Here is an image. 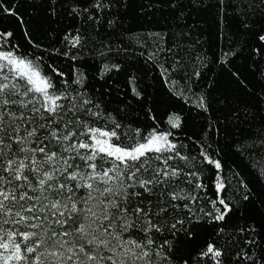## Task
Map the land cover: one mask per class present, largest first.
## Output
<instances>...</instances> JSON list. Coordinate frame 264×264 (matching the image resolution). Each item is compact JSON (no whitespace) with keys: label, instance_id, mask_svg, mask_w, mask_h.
<instances>
[{"label":"trees","instance_id":"obj_1","mask_svg":"<svg viewBox=\"0 0 264 264\" xmlns=\"http://www.w3.org/2000/svg\"><path fill=\"white\" fill-rule=\"evenodd\" d=\"M97 2L102 9L93 7ZM238 4L0 0V51L38 63L58 87L70 85L72 96L78 90V105L90 99L83 107L100 114L82 116L90 126L111 130L114 120L120 125L114 143L142 142L155 131L171 133L178 149L184 146L181 155L188 159L169 163L182 168L180 195L191 192L196 200L174 203L181 205V218L190 217L187 204L199 222L190 225L193 238L177 233V264H264V2ZM174 116L180 117L177 128L169 120ZM218 183L224 185L219 191ZM218 198L232 208L221 221L205 215L215 213ZM153 235L158 243L172 240L171 232ZM209 243L221 257L199 256Z\"/></svg>","mask_w":264,"mask_h":264},{"label":"snow or ice","instance_id":"obj_2","mask_svg":"<svg viewBox=\"0 0 264 264\" xmlns=\"http://www.w3.org/2000/svg\"><path fill=\"white\" fill-rule=\"evenodd\" d=\"M79 40L74 37L73 46ZM69 88L58 87L33 60L0 51V264H177V233L191 239L190 225L199 222L187 204L190 217L181 218V205L174 203L196 200L191 192L180 195L182 168L169 163L188 159L181 155L184 146L178 149L171 133L155 131L142 142L132 137L133 143H114L120 125L113 120L111 130L90 126L82 116L100 114L83 107L90 99L78 105L82 94L72 96ZM199 106L206 110L203 102ZM169 120L180 126L179 116ZM223 187L217 184L218 191ZM212 203L215 213L205 215L217 221L232 211L223 198ZM9 224L14 227L6 229ZM167 232L172 240L165 236L158 243L153 235ZM209 255L222 253L209 243L199 256Z\"/></svg>","mask_w":264,"mask_h":264},{"label":"rangeland","instance_id":"obj_3","mask_svg":"<svg viewBox=\"0 0 264 264\" xmlns=\"http://www.w3.org/2000/svg\"><path fill=\"white\" fill-rule=\"evenodd\" d=\"M156 133H158V132H156ZM158 134H163V133H158ZM168 139H169V137H168ZM170 140V139H169ZM171 141V140H170Z\"/></svg>","mask_w":264,"mask_h":264}]
</instances>
